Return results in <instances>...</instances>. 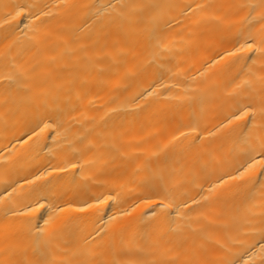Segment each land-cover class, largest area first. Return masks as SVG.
Wrapping results in <instances>:
<instances>
[{"label": "bare ground", "instance_id": "bare-ground-1", "mask_svg": "<svg viewBox=\"0 0 264 264\" xmlns=\"http://www.w3.org/2000/svg\"><path fill=\"white\" fill-rule=\"evenodd\" d=\"M0 264H264V0H0Z\"/></svg>", "mask_w": 264, "mask_h": 264}]
</instances>
